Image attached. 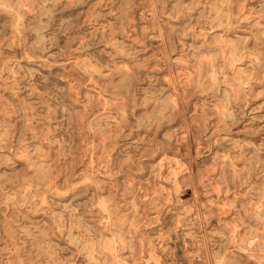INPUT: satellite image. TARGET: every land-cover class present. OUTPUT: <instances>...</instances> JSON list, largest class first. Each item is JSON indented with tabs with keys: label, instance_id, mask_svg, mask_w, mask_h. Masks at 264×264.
Returning <instances> with one entry per match:
<instances>
[{
	"label": "rangeland",
	"instance_id": "374dc122",
	"mask_svg": "<svg viewBox=\"0 0 264 264\" xmlns=\"http://www.w3.org/2000/svg\"><path fill=\"white\" fill-rule=\"evenodd\" d=\"M0 264H264V0H0Z\"/></svg>",
	"mask_w": 264,
	"mask_h": 264
}]
</instances>
